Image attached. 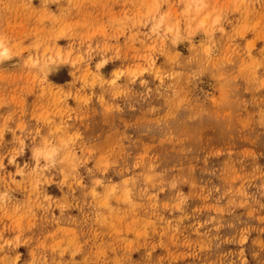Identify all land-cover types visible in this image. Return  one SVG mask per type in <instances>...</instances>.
Instances as JSON below:
<instances>
[{
	"label": "rangeland",
	"instance_id": "374dc122",
	"mask_svg": "<svg viewBox=\"0 0 264 264\" xmlns=\"http://www.w3.org/2000/svg\"><path fill=\"white\" fill-rule=\"evenodd\" d=\"M0 264H264V0H0Z\"/></svg>",
	"mask_w": 264,
	"mask_h": 264
},
{
	"label": "bare ground",
	"instance_id": "6f19581e",
	"mask_svg": "<svg viewBox=\"0 0 264 264\" xmlns=\"http://www.w3.org/2000/svg\"><path fill=\"white\" fill-rule=\"evenodd\" d=\"M5 50V49H4ZM3 56H5V55H3Z\"/></svg>",
	"mask_w": 264,
	"mask_h": 264
}]
</instances>
